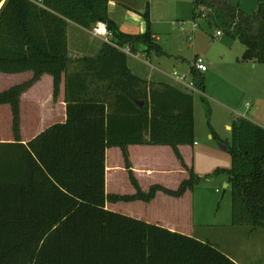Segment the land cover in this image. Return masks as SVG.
Returning <instances> with one entry per match:
<instances>
[{
    "label": "trees",
    "instance_id": "16d2710c",
    "mask_svg": "<svg viewBox=\"0 0 264 264\" xmlns=\"http://www.w3.org/2000/svg\"><path fill=\"white\" fill-rule=\"evenodd\" d=\"M192 3L194 15L206 7L208 16L244 44L242 59L264 63V0L252 13L229 0ZM107 4L108 0H5L0 8V72H32L30 79L0 91V104L11 108L14 136L13 141L0 140V264H238L209 241L105 207L107 200H149L157 190L179 196L195 182L189 169V177L177 189L153 185L143 193L132 176L127 151L131 143L164 144L182 162L178 146L194 142L191 94L182 93L186 106L170 114L161 97L166 91H179L165 85L157 91L161 97L151 90L149 101L146 92L141 98L137 86L145 81L130 71L127 53L115 45L103 42L94 56H68V20L84 28L101 21L111 32L109 40L120 48L164 54L153 38L148 3L140 13L145 23L141 33L121 31L109 17ZM191 73L200 88L201 76L194 69ZM43 74L52 76L54 101L65 74L67 118L23 143L20 97ZM96 79L114 85L134 111L107 113L104 101L84 92ZM231 132V166L226 171L231 223L249 231L264 228V127L238 116ZM108 146L121 149L135 194L105 193Z\"/></svg>",
    "mask_w": 264,
    "mask_h": 264
},
{
    "label": "rangeland",
    "instance_id": "374dc122",
    "mask_svg": "<svg viewBox=\"0 0 264 264\" xmlns=\"http://www.w3.org/2000/svg\"><path fill=\"white\" fill-rule=\"evenodd\" d=\"M229 1L235 8L252 13L261 0ZM121 2L114 0V16L127 33L144 29L140 12L148 3L152 32L160 38L157 43L164 51L163 55L150 58L148 64L169 75H185L187 80L196 77L190 72L194 55L207 65L199 74L200 88L195 81V87L190 89L194 104V142L189 164L195 179L192 236L211 242L240 264H264V228L249 231L245 225L231 223V193L224 186L226 171L231 166L228 144L233 121L244 116L264 127V63L242 59L244 44L227 33L223 23L208 16L211 11L206 7L203 6L204 16L200 10L194 15L192 0ZM128 9L132 16H126ZM132 17L138 18V22ZM218 29L222 34H215ZM10 80L13 85L17 79L6 74L0 77V91L6 89L5 82ZM4 127L5 123H0L1 135L5 137L9 130H3Z\"/></svg>",
    "mask_w": 264,
    "mask_h": 264
},
{
    "label": "crops",
    "instance_id": "0c3cea01",
    "mask_svg": "<svg viewBox=\"0 0 264 264\" xmlns=\"http://www.w3.org/2000/svg\"><path fill=\"white\" fill-rule=\"evenodd\" d=\"M4 1L5 0H1L0 8ZM115 1L116 3H122L121 0ZM107 8L109 17L116 22L121 31L126 32L114 16L117 13V7L114 4V0H108ZM130 9L126 10V16L131 15L128 14L132 13ZM132 10L136 11L135 9ZM132 18L137 20V22L139 20L135 17ZM92 27L84 28L75 22L68 20L66 28L67 48L68 56L71 59H77L84 55L94 56L102 48L103 40L101 37L91 33ZM150 28L152 31L151 24ZM144 30L145 24L144 29L141 32ZM152 33L154 40L157 42L158 36L154 35V31ZM153 57H155L154 54H147L143 51L142 47H140L136 53L131 52V54H127V64L130 71L145 81L144 84L137 86L139 95L143 98V94L146 92V101H149L151 90H154L157 94L156 98L157 96L159 98L161 95L159 96V92L157 91L164 90L163 88L165 85L173 87L179 92L175 90L166 91V95L161 98L165 100L164 103L166 109L169 111L168 113H177L178 110H181L184 107V104L186 106V99L182 93L192 95L191 90L175 81L174 76L176 74L169 75L162 70L155 68L153 65L148 64L150 58ZM147 65H149L150 68H148ZM191 67L192 66H190V72L193 70ZM194 72L198 74L203 73L195 69ZM1 73L0 77L3 74L15 77L17 80L14 84L26 81L32 76L31 71L11 74ZM191 80L195 82L194 77L193 79L191 78ZM5 83H7V89L12 82L10 80ZM43 86L45 87V91ZM87 89L88 90L85 89L84 92L86 93V91H88L89 96L105 102L106 111L109 114L131 113L134 111V105L122 92L115 88L114 85H107L105 81L96 79V81L94 80L88 85ZM52 92V76L49 74H43L39 80L21 95L19 101V136L21 142L26 143L49 126L66 121L65 74L62 75L59 93L55 101L50 98ZM138 104L142 107L144 100H138ZM0 123H5L3 130H9V133L5 137L2 136L0 132V140L13 141L12 113L8 104H0ZM127 126V123H125L123 128ZM125 130L126 129L123 130V133H125ZM126 137L128 138L130 136ZM145 137H148V135H145ZM192 145L180 144L178 146L179 153L182 157L181 162L169 145L140 143L128 144L127 151L130 170L140 190L143 193H149L153 185H160L164 188L173 190L177 189L181 182L189 177V169L191 170L189 164L193 152ZM104 154L105 193L111 195L135 194L137 190L131 182L119 146L106 147ZM225 185L228 186V183ZM105 207L109 210L120 212L149 223L158 224L171 231L187 235H192L193 233L195 221L192 188L185 189L179 196L168 195L161 190H157L154 196L149 200H107L105 202ZM227 255L236 263L240 264L231 255Z\"/></svg>",
    "mask_w": 264,
    "mask_h": 264
},
{
    "label": "built area",
    "instance_id": "2783aa9c",
    "mask_svg": "<svg viewBox=\"0 0 264 264\" xmlns=\"http://www.w3.org/2000/svg\"><path fill=\"white\" fill-rule=\"evenodd\" d=\"M200 12H201V16H204L205 15V12H204V7L201 6L200 7ZM91 32L93 33V35H96V36H99L103 39L106 40V42L108 43H111L113 45H115L117 48L121 49L122 51H124L125 53L127 54H131V51L129 49L128 46H125L123 48H120L118 45L112 43L110 40H109V37L111 36V32L107 29L105 23L101 22V21H98L96 22L93 27L91 28ZM216 35H220L222 34V31L220 29L216 30L215 32ZM191 68L195 69V70H198L200 72H204L206 69H207V65L206 63L204 62V60L198 56V55H195L193 57V60H192V64H191ZM174 79L176 82H178L179 84L189 88V89H193L195 87V83L194 81L192 80H187V78L183 75H178L176 74L174 76Z\"/></svg>",
    "mask_w": 264,
    "mask_h": 264
},
{
    "label": "water",
    "instance_id": "95a60500",
    "mask_svg": "<svg viewBox=\"0 0 264 264\" xmlns=\"http://www.w3.org/2000/svg\"><path fill=\"white\" fill-rule=\"evenodd\" d=\"M224 186H226V185H224ZM225 192V189L223 190V193Z\"/></svg>",
    "mask_w": 264,
    "mask_h": 264
}]
</instances>
